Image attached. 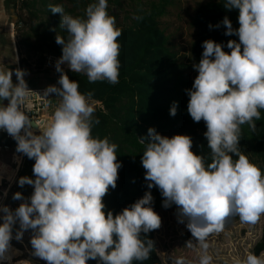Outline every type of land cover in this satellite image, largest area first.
<instances>
[{
    "label": "clouds",
    "instance_id": "clouds-1",
    "mask_svg": "<svg viewBox=\"0 0 264 264\" xmlns=\"http://www.w3.org/2000/svg\"><path fill=\"white\" fill-rule=\"evenodd\" d=\"M225 7L239 10L238 29L227 16L222 21L225 35L235 34L239 42L230 40L228 53L223 45L204 41L202 59L194 65L198 75L187 90L188 113L195 122L206 124L209 156L195 154L188 135L169 138L149 128L148 137L140 138L145 145L142 166L147 186L161 190L165 208L177 206L179 222H187L193 237L186 247L193 248L195 241L199 250L196 264H213L208 237L221 233L228 218L238 216L241 222L255 225L264 216V173L239 146L242 126L247 124L254 132L264 110V0H225ZM49 9L61 14L59 27L67 35L56 36V43L62 45L55 65L59 87L48 86L42 96L55 95L60 103L39 135L24 111L31 91L26 71L16 68L18 82L13 83V71L0 70V101H9L0 103V130L17 141V152L35 160V179H19L21 187H34L30 198L16 192L13 200H24L19 207L0 205V259L6 258L18 222L15 238L21 240L25 231L32 230V254L47 264L146 261L154 241L141 238V233L162 224L151 207L152 193L148 191L119 214L105 212L103 198L117 186L122 166L117 161L118 145L107 137L92 136L93 124L100 122L93 120V93H81L79 82L70 80L62 68L67 64L71 71L86 75L89 83L118 84L121 31L107 11L108 0L90 3L86 18L66 14L62 5L50 4ZM176 111L174 104L170 114L175 116ZM170 261L194 264L184 256H170ZM233 264H264V251L249 252Z\"/></svg>",
    "mask_w": 264,
    "mask_h": 264
},
{
    "label": "trees",
    "instance_id": "trees-1",
    "mask_svg": "<svg viewBox=\"0 0 264 264\" xmlns=\"http://www.w3.org/2000/svg\"><path fill=\"white\" fill-rule=\"evenodd\" d=\"M57 1L64 7L66 14L82 18H86L87 6L96 2V0ZM34 2L36 0L20 1L21 8L26 9L30 17H33L30 9L35 5ZM119 3V0H108V5ZM170 5L169 0H158L149 3L146 8L135 7L132 17L125 18L130 22L129 24L121 27L116 25L121 31L117 41L120 45L121 65L118 84L112 85L107 81L89 83L86 75L75 73L70 69L64 70L70 80L79 82L81 93H93L91 102L97 104L94 107L93 120L98 119L100 122L93 124L92 136L100 139L107 137L110 143L118 145L117 161L122 166L118 169L117 186L114 189L110 187L103 198L106 213L108 211L114 214L121 213L124 208L143 198L148 191L152 193L151 207L155 212L177 209L175 204L165 208L161 190L158 187L149 189L147 186L149 182L145 179L146 170L142 166L145 145L140 142V138L148 137L149 128H154L158 134L169 138L177 134L188 135L192 138V151L195 154L207 158L210 153L204 135L207 131L205 122L203 120L195 122L187 110L190 100L187 90L192 88L195 79H190L186 69L192 67L179 58L170 44L169 37L160 27L159 20L166 15V9ZM107 11L117 21V16L111 11L110 6ZM46 13L49 14V18L31 29L37 40L45 46L46 52L59 59L62 56V45L56 43V36L59 34L66 37L67 34L59 27L61 18L51 13L49 6ZM225 16L231 20L234 29L239 28V10L227 9L225 0L209 1L196 9L192 26L198 36L190 44L188 51V62H191L193 67L202 59L204 41L213 40L223 45V50L228 53L231 52L227 47L228 42L230 40L239 42L237 35H225L226 27L222 24ZM209 25L212 27L210 28ZM217 25L220 26L216 27ZM59 76L60 73L57 75V84ZM174 104L177 111L176 115L172 116L170 109ZM1 142L7 145L13 144L3 138H0ZM14 144L17 146L16 143ZM239 146L264 173V110H261V119L256 121L254 132L247 124L242 126ZM233 158L238 159L234 154ZM207 162H211L210 158ZM34 163V159H29L23 154L17 182L10 190L6 205L19 201L12 198L16 192H21L25 199L30 198L34 187L31 185L21 187L19 179L24 176L35 179ZM154 232L155 230L141 233V238L154 241L150 259L134 261L133 264H162L156 252ZM261 251H264V228L253 252L259 255ZM22 261H25V264H46L42 260L34 261L27 258H23ZM88 264H99V262L89 260Z\"/></svg>",
    "mask_w": 264,
    "mask_h": 264
},
{
    "label": "rangeland",
    "instance_id": "rangeland-1",
    "mask_svg": "<svg viewBox=\"0 0 264 264\" xmlns=\"http://www.w3.org/2000/svg\"><path fill=\"white\" fill-rule=\"evenodd\" d=\"M21 1V0H20ZM158 0H119L118 5L109 4L111 11L116 14L118 27L129 24L126 17H132L135 7H147L151 2ZM171 5L167 7L166 15L159 20L160 27L165 34L169 37L170 44L174 51L177 52L180 59H183L192 68L186 69L190 79L194 80L198 72L195 70L191 62H188V51L190 44L197 38L198 34L196 29L192 26V18L196 9L209 1L213 0H169ZM19 2V1H18ZM30 11L33 17L27 14L26 9H22L21 23L18 26V40L25 44L27 58L32 65V72L34 74H43L41 77L34 78L35 80H28L31 87H44L55 85L57 82L58 72L56 71V59L50 56L45 49V46L37 40L33 35L32 27L44 22L49 18L46 13L48 6L60 5L56 0H36ZM21 8V3L19 2ZM61 18V14H54ZM23 21V23H22ZM29 43V44H28ZM64 70L69 69L67 64L62 65ZM44 79V80H43ZM93 107L97 104L93 103ZM12 152V151H11ZM250 161L253 163L252 159ZM7 164H11L8 161ZM0 179L4 172L0 170ZM12 174V172H11ZM1 181V180H0ZM6 183V181H4ZM24 200H19L14 203H9L12 210H15ZM6 205V200L4 202ZM161 219V227L154 232V240L156 244L157 255L162 264H171L170 256L180 257L192 260L194 264L198 261V248L186 247L188 240L193 239L191 232L184 223L179 222L177 215L178 209L170 211H156ZM2 216V213H0ZM0 223H3L0 219ZM264 228V217L261 216L260 220L255 225L241 222L238 216H233L227 219L225 228L221 233H213L208 237L209 254L213 256V264H233L234 259L244 258L247 253L253 252L255 245L261 238ZM19 229V223L13 226V239L11 240V247L14 259L12 264L22 261L23 258L31 259L34 261L42 260L34 256L33 249L30 243L32 238V231L27 230L21 240L15 238L16 232ZM44 261V260H42ZM46 262V261H44ZM47 264V262H46Z\"/></svg>",
    "mask_w": 264,
    "mask_h": 264
},
{
    "label": "crops",
    "instance_id": "crops-1",
    "mask_svg": "<svg viewBox=\"0 0 264 264\" xmlns=\"http://www.w3.org/2000/svg\"><path fill=\"white\" fill-rule=\"evenodd\" d=\"M20 0H0V70L13 71V83H17L15 76V69L20 68L26 71L25 80H35L36 77H41L43 74H34L32 72L31 60L27 58L25 44L18 40V26L21 23L22 8L19 6ZM23 23V21H22ZM54 58V57H53ZM58 60L57 58H55ZM44 80V79H43ZM58 86L57 82H54ZM30 86V85H29ZM31 87V86H30ZM32 88H44V87H32ZM46 89V88H44ZM4 105L9 103L8 100H4ZM12 152H0V164L6 166L12 171L10 177L3 173L1 176V190L9 188L6 199L10 194L11 188L17 182V175L21 167L20 164L13 165L11 162ZM10 161L11 164H7ZM6 175V176H5ZM0 179V180H1ZM6 181V183H4ZM5 199V200H6Z\"/></svg>",
    "mask_w": 264,
    "mask_h": 264
},
{
    "label": "built area",
    "instance_id": "built-area-1",
    "mask_svg": "<svg viewBox=\"0 0 264 264\" xmlns=\"http://www.w3.org/2000/svg\"><path fill=\"white\" fill-rule=\"evenodd\" d=\"M28 87L31 91L28 93L27 99L25 101L24 111L36 126V128H33L34 133L39 135L40 130L42 131L48 127L52 119L54 110L60 103V99L55 95H52L51 97L45 99L44 97H42L45 91L44 88H32L29 85ZM0 138H3V140H7L13 143L12 145H7L1 142L0 152L12 151V157H11L12 164L16 165L22 163L23 153L17 152L16 151L17 146L14 144V143L17 144V141L12 136H10L5 130H0ZM1 182H0V205H4L7 196V195L5 196L4 193L5 192L8 193L10 187L1 190ZM0 264H7V262L2 261L0 259Z\"/></svg>",
    "mask_w": 264,
    "mask_h": 264
},
{
    "label": "bare ground",
    "instance_id": "bare-ground-1",
    "mask_svg": "<svg viewBox=\"0 0 264 264\" xmlns=\"http://www.w3.org/2000/svg\"><path fill=\"white\" fill-rule=\"evenodd\" d=\"M0 170H3L4 172H9L8 175H7L8 177H10L12 175L11 174L12 171L9 168H7L6 166H4L3 164L2 165L0 164ZM14 259H16V258L13 257L12 250H8V252L6 254V258L1 259V260L7 262V264H12Z\"/></svg>",
    "mask_w": 264,
    "mask_h": 264
},
{
    "label": "water",
    "instance_id": "water-1",
    "mask_svg": "<svg viewBox=\"0 0 264 264\" xmlns=\"http://www.w3.org/2000/svg\"><path fill=\"white\" fill-rule=\"evenodd\" d=\"M33 128H36V126L34 125V127Z\"/></svg>",
    "mask_w": 264,
    "mask_h": 264
}]
</instances>
